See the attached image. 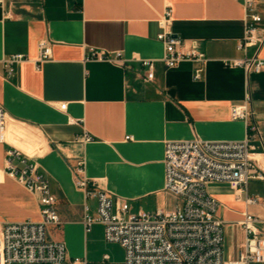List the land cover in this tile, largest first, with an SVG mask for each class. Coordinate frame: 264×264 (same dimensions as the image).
I'll use <instances>...</instances> for the list:
<instances>
[{"label": "crops", "instance_id": "0c3cea01", "mask_svg": "<svg viewBox=\"0 0 264 264\" xmlns=\"http://www.w3.org/2000/svg\"><path fill=\"white\" fill-rule=\"evenodd\" d=\"M166 7L172 10L170 30L186 49L196 45L205 56L200 79L194 78L198 63L168 69L162 61L158 21ZM256 7L262 42L240 50L246 9L239 0H3L0 105L7 119L0 142V226L40 219L37 195L4 171L6 152L15 148L38 165L56 198L60 223L48 228V238L63 242L69 257L87 264H124L123 247L105 240L102 224L85 227V214L95 216L97 202L75 186L78 163H84L90 189L96 183L129 207L163 196L166 143L244 140L246 123L230 113L247 93L259 130L252 153L264 173V69L252 73L224 64L264 59V0H256ZM43 40L51 45V57L39 63ZM90 49L119 52L129 67L88 61ZM16 54L27 60L14 63L8 76L3 61ZM138 60H153L152 80L143 79L147 69ZM208 191L224 222V259L234 260L246 236L245 213L264 219V180L250 181L246 193L227 183H211ZM247 197L258 203L248 204ZM159 210L165 206L145 212ZM255 228L264 237V223Z\"/></svg>", "mask_w": 264, "mask_h": 264}, {"label": "built area", "instance_id": "2783aa9c", "mask_svg": "<svg viewBox=\"0 0 264 264\" xmlns=\"http://www.w3.org/2000/svg\"><path fill=\"white\" fill-rule=\"evenodd\" d=\"M246 9L245 32L238 48L258 45L262 39L257 35V24L262 17L257 11L256 0H239ZM3 0H0V5ZM172 10L166 7L158 21L160 32L157 39L164 46L162 61L168 69L183 62H195L200 66L194 78L200 79L206 62L204 54L196 45L185 48L184 41L170 30ZM41 63L51 57L48 41L38 44ZM27 60L16 54L3 61L8 76L12 65ZM88 61L107 62L127 68L129 62L122 54H108L90 49ZM147 72L144 80L153 78V60H138ZM226 66L242 67L248 72L259 73L264 69V59H232L224 61ZM38 67V66H37ZM251 96L246 94L242 104L234 105L231 118L246 123L247 134L242 141H206L193 139L169 141L165 145L164 192L172 195L177 204L172 210L154 213L138 211L131 213L126 200L114 198L108 191L90 189L91 179L85 175L84 163L75 169V186L81 189L86 199L97 202L95 216L85 214L86 229L100 223L104 226L107 242L120 244L125 252L124 264H264V237L255 228L263 222L258 216L245 213L241 222L246 232L241 251L234 260L223 256L224 222L217 217L218 201L209 193L211 183H227L236 193H246L252 180H264V173L256 165L252 153V141L259 130L250 108ZM66 104L60 105L64 110ZM7 113L0 105V142L5 138ZM85 141L91 140L89 135ZM131 140L132 137H126ZM18 161L20 164H16ZM4 171L27 191L38 197L40 219L38 221H8L1 224L0 264H87L85 259L71 258L66 245L48 238V228L58 225L60 218L56 210V198L50 190L49 181L35 163H28L19 150L6 152ZM248 204L258 203V198L247 197ZM89 209L85 206V211ZM105 259L108 257L105 256Z\"/></svg>", "mask_w": 264, "mask_h": 264}, {"label": "rangeland", "instance_id": "374dc122", "mask_svg": "<svg viewBox=\"0 0 264 264\" xmlns=\"http://www.w3.org/2000/svg\"><path fill=\"white\" fill-rule=\"evenodd\" d=\"M164 195L163 196L161 195L153 196V197L141 200L139 202L130 203V212L137 213L138 211H145V210L154 211L164 206H165V210L167 211L172 210L176 206L177 200L170 194L166 193Z\"/></svg>", "mask_w": 264, "mask_h": 264}, {"label": "bare ground", "instance_id": "6f19581e", "mask_svg": "<svg viewBox=\"0 0 264 264\" xmlns=\"http://www.w3.org/2000/svg\"><path fill=\"white\" fill-rule=\"evenodd\" d=\"M0 230H1V226H0Z\"/></svg>", "mask_w": 264, "mask_h": 264}]
</instances>
